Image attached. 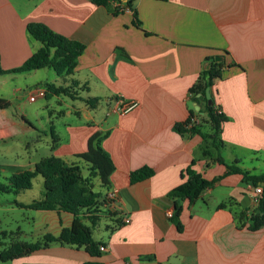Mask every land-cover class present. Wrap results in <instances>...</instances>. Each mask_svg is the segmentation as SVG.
<instances>
[{"label": "crops", "instance_id": "crops-1", "mask_svg": "<svg viewBox=\"0 0 264 264\" xmlns=\"http://www.w3.org/2000/svg\"><path fill=\"white\" fill-rule=\"evenodd\" d=\"M118 6L115 2L97 6L92 0H0L3 70L21 67L41 47L27 33L31 22L86 46L72 76L61 78L51 69L48 77L42 74L45 69L2 75L11 82L5 92L12 97L7 100L24 99V89L17 83L27 80L25 75L34 82L30 91L45 88L46 83L74 88L76 100L69 99L81 105L75 107L62 98L58 104L68 106L60 117L74 116L77 121H67L57 141L44 142L49 146L45 157L79 163L75 156L87 151L89 140L107 134L103 147L115 165L110 185L119 191L116 212L122 223L125 218L130 223L117 227L107 215L99 221L105 220L104 231L99 238L93 236L105 244L104 264H264V226L254 232L239 228L229 209H218L231 198L249 216L258 206L255 186L242 175L229 173L226 165L264 174V0H136L142 30L133 26L129 9L115 16ZM117 48L129 59L117 55ZM224 52L229 53L227 63L237 64L224 70L214 88L217 105L228 118L220 136L226 165L203 155L199 135L182 136L174 129L192 109L200 111L190 90L205 59ZM89 98L100 100L96 109L85 103ZM130 103L137 106L128 113L116 111L118 105ZM19 128L23 124L9 119L0 130L3 140L11 139ZM50 128L56 130V125ZM193 161L205 179L220 181L194 203L180 202L183 230L179 231L168 216L175 215V202L168 195L182 183L181 174ZM141 168L152 169L153 176L132 183L131 173ZM88 176V168L81 165L73 180L83 196L105 195L100 180L89 183ZM29 204L21 203V208ZM35 212L40 218L35 223L43 229L31 243L43 242L48 234L58 236L74 219L66 212ZM90 259L84 248L51 243L12 262L84 264Z\"/></svg>", "mask_w": 264, "mask_h": 264}, {"label": "trees", "instance_id": "trees-1", "mask_svg": "<svg viewBox=\"0 0 264 264\" xmlns=\"http://www.w3.org/2000/svg\"><path fill=\"white\" fill-rule=\"evenodd\" d=\"M92 2L103 7H109L114 2L118 3L119 6L113 11L115 16L125 11V9H129L133 14V26L142 30V23L135 8L136 0H126L125 2L123 0H92ZM27 33L32 39L39 42L41 47L17 69L5 71L0 65V76L31 73L43 69H51L61 78L72 76L75 73L79 57L86 48L84 44L68 39L52 31L46 25L37 22H31L27 25ZM116 53L129 59L122 48H117ZM224 53L223 56H212L205 59L198 80L190 90L191 99L200 106V111L196 112L192 109L190 117L185 122L176 124L174 129L182 136L199 135L203 140V155L209 158L215 156V162L226 165L221 155L223 142L220 136L223 124L228 121V118L217 105L214 88L216 83L223 79L224 70L237 66V64L227 63L226 57L229 53ZM217 57H221L222 60L217 61ZM45 89L46 98L65 96L76 100L75 91L72 87H58L55 84L46 83ZM207 90H210L211 99L207 97ZM84 101L90 109H96L100 100L89 98ZM11 106L10 101L0 98V111L8 110ZM196 119H198V122H196ZM52 136L55 141L58 140L54 130H52ZM106 137L107 134L93 136L89 140L87 151L75 156L79 163L69 164L60 157L51 155L41 159L34 169L14 174L7 179L6 183L0 182V193L18 195L31 190L34 179L41 176L44 179L45 186L43 199L35 200L29 205H22V207L35 211L66 212L74 216L72 225L64 228L58 236L48 234L45 236L44 241L39 243L16 242L0 253L2 262L14 261L45 249L51 243H59L63 246L84 248L91 257L84 264H104L101 261L102 252L99 247L105 244L94 239V228L101 218L106 215L108 218L114 219L117 227H120L123 225L120 214L107 208L106 194L100 193L91 198H85L80 188L73 183V180L77 177L81 165H84L89 170L87 178L89 183L93 178H98L101 187L106 192L111 189L110 178L115 171V165L111 156L103 147V141ZM55 148L56 146L53 145L52 151ZM195 164L196 162L193 161L182 172V183L168 195L175 202V215L173 214L172 221L179 231L183 230V225L180 222L183 207L180 202L188 200L190 203H194L200 199L206 190L213 188L220 181V179L212 181L205 179L202 174L194 169ZM226 166L229 173L242 175L245 181L251 182L255 187L260 184L263 185V193L258 199L256 210L252 211L250 216L247 210L241 209L240 205L232 198L220 203L218 209H229L233 213L237 227H246L253 232L258 231L264 226V174L253 175L234 165ZM153 174L152 169L141 168L131 173V182L144 181L151 178Z\"/></svg>", "mask_w": 264, "mask_h": 264}, {"label": "rangeland", "instance_id": "rangeland-1", "mask_svg": "<svg viewBox=\"0 0 264 264\" xmlns=\"http://www.w3.org/2000/svg\"><path fill=\"white\" fill-rule=\"evenodd\" d=\"M50 69H45L43 75L48 77ZM27 80H19L18 85L23 90L24 99L17 101L11 98V108L7 111H0V130L9 119L23 124V129L13 132V137L7 141L3 140L0 131V182L6 183L7 179L22 171L31 169V164L39 159L48 156L49 146L44 142H53L52 130L50 126L56 125L55 135L61 138L64 134V125L69 120L77 121L76 117L67 118L59 113H65L68 109L67 104H58L59 99L79 107L81 102L73 101L65 97L53 96L51 99H38L37 102L29 101L30 87L34 84L33 80L23 76ZM11 82L6 77L0 76V98L6 99V94ZM15 85V84H14ZM25 91V93H24ZM83 95H86L85 93ZM7 96V97H6ZM9 101V100H8ZM104 106V105H101ZM51 110L55 111L50 114ZM59 115V116H58ZM196 122L198 120L196 119ZM46 135V136H44ZM250 166V164H247ZM45 193L44 179L38 176L33 181V189L24 191L18 195L0 193V253L18 241L35 242L41 234V224L35 223L40 219L35 211L21 208V203H32L35 200L43 199ZM105 220H102L94 228V236H99L104 231ZM44 231V230H43ZM0 264H13L12 261Z\"/></svg>", "mask_w": 264, "mask_h": 264}, {"label": "built area", "instance_id": "built-area-1", "mask_svg": "<svg viewBox=\"0 0 264 264\" xmlns=\"http://www.w3.org/2000/svg\"><path fill=\"white\" fill-rule=\"evenodd\" d=\"M19 91H22L21 88H19ZM46 89L45 88H35L34 90H31L29 92V101L30 102H35L38 98H46ZM137 104L130 103V104H120L116 107V111L120 112L121 114H126L129 111H131L133 108H135ZM263 193V188L261 186L255 187L254 189V195H255V200L258 202V199ZM119 197V191L118 189H110L109 191L106 192V202H107V208L112 211H116L115 203ZM169 218L173 217V212L168 214ZM124 224L130 223L129 218L123 219ZM100 251L103 253L106 251V247L104 245H101L99 247Z\"/></svg>", "mask_w": 264, "mask_h": 264}, {"label": "water", "instance_id": "water-1", "mask_svg": "<svg viewBox=\"0 0 264 264\" xmlns=\"http://www.w3.org/2000/svg\"><path fill=\"white\" fill-rule=\"evenodd\" d=\"M123 1H126V0H123ZM216 60H217V61H221L222 58H221V57H217ZM207 97H208V99H211V93H210V90H207ZM196 110L199 111V107H198V106L196 107Z\"/></svg>", "mask_w": 264, "mask_h": 264}]
</instances>
